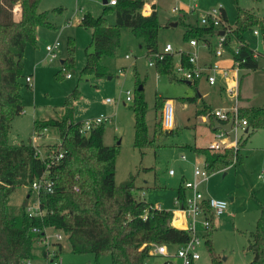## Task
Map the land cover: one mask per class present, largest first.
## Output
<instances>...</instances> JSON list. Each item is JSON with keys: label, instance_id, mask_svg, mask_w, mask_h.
<instances>
[{"label": "rangeland", "instance_id": "rangeland-1", "mask_svg": "<svg viewBox=\"0 0 264 264\" xmlns=\"http://www.w3.org/2000/svg\"><path fill=\"white\" fill-rule=\"evenodd\" d=\"M193 3L197 4L199 10L223 5L227 23L233 26L237 22L239 6L256 12L259 17L264 15V0H146L143 10H158L161 23L159 51H163L167 43L174 47L173 72L180 62V49L190 48L184 38L185 25L197 23L200 14L195 11L180 18V14L173 11V7ZM39 10L47 12L48 20L54 27L40 26L36 44L31 41L26 44L21 88L25 108L23 113L13 120L9 134L10 143H27L31 139L41 157L53 155L61 142L58 129L47 128L39 136L34 132V121L61 114L66 96L78 87L81 97L75 105V118H106L104 142L119 147L115 161L116 183L121 185L133 175V192L136 196L142 195L151 204L174 211L180 208L179 187L183 188L186 181H199L198 188L205 195L224 198L229 203L225 214L214 217L215 226L211 234L212 249L219 264H254V253L249 245L254 239L253 231L256 230L259 218L264 215V128L253 132L246 143H243L244 134L241 135L238 142L231 146L241 147L236 163L227 169L207 170L203 155L193 149V146H209L215 132L207 120L213 113L212 109L207 108L204 114L207 116L206 120L200 113V108L204 100L213 108L232 106L234 98L225 88L220 89L217 83L210 85L204 79L194 85L169 74L159 73L156 63L149 64V56L153 52L147 51L143 38L135 35L128 26L121 29V41L116 55L102 59L112 77H81L80 70L86 62V49H93L92 28L82 25L81 17L86 12L94 16L101 15L104 12L103 0H41ZM14 13L16 17L19 16V4L16 5ZM106 17L109 23H115L114 11L108 12ZM179 19L182 22L176 26L171 25V22ZM255 27L260 29V34H254ZM210 39L211 47L214 48L217 38L214 36ZM245 39L254 50L264 52V32L260 26L247 30ZM56 42H59L56 48L57 56L50 59L47 45ZM71 51L75 60L72 72L62 63ZM226 55L215 59L225 58ZM153 60L155 61V58ZM258 60L259 68L244 69L247 73L243 78L242 92L250 98V104L264 106V55H260ZM69 72L71 77H67ZM27 75L32 76L29 82L25 80ZM140 84L143 85L142 94L147 103L148 137L156 143L142 152L134 144L133 107L139 97ZM127 90H130V100H127ZM188 96H195L196 99L188 101L185 99ZM240 96L241 91L239 109L242 100ZM161 100L164 105L167 101L172 104L171 128L174 131L171 133L167 131L170 127H167L164 121L165 107H159ZM158 120L161 124L160 132L156 134ZM182 154H185V157H182ZM196 167L205 169L208 176H196ZM170 169H174L175 173L171 174ZM28 194H31L29 202L33 204L37 193L31 185L18 187L9 198L11 209L17 211ZM186 194H192V190L186 189ZM202 218L204 216L198 215V219ZM197 228L200 243L196 249L200 252V258L195 264H211L212 252L207 245L205 228L200 223ZM56 232L57 230L48 229L46 240L36 241L35 252L38 255L30 259V264L46 263L40 253L49 246V241L55 238ZM59 256L62 264H113L108 252L99 258L91 252H74L66 236L62 239ZM162 261L163 258L159 256H150L147 264H160Z\"/></svg>", "mask_w": 264, "mask_h": 264}, {"label": "trees", "instance_id": "trees-1", "mask_svg": "<svg viewBox=\"0 0 264 264\" xmlns=\"http://www.w3.org/2000/svg\"><path fill=\"white\" fill-rule=\"evenodd\" d=\"M41 0H0V264H30L36 256L35 243L46 240L48 229L63 232L69 239L71 248L77 253H94L97 258L108 252L113 264H147L152 256L153 243H165L176 247L191 239L192 231L171 223L172 211L136 196L134 176L121 185L116 183V157L118 145L104 142L105 122L93 128L89 134L81 132L82 120L75 119V105L81 97V90L75 87L65 98L62 113L44 120L35 119L34 132L42 135L47 128L56 127L61 142L55 152H62L59 161L41 157L30 139L27 143L12 144L9 134L13 120L23 113L25 105L21 88L24 76V52L27 42L36 44L37 30L40 26L54 27L48 14L39 10ZM146 0H117L116 4L104 3V12L94 16L86 12L81 24L92 28V50L86 49V62L81 71L83 75L100 78L112 74L102 63L106 56H115L121 41V29L128 26L138 37L143 38L148 52L159 50L158 38L161 23L158 10L146 14L143 11ZM20 6L16 17L14 9ZM114 11L115 23L108 22L106 14ZM222 14L227 16L223 7ZM181 19L177 21L179 24ZM231 27L232 36L227 38L226 47L232 53L233 42L240 41L241 47L234 54L244 59L242 65L248 69L260 67L258 57L253 56V48L245 39L247 30L260 26L264 32V15L238 7L236 24ZM184 38H196L199 42L210 41L217 28L212 25L187 23ZM236 38H234V37ZM73 50V47H71ZM157 59L159 73L179 78L174 68L173 51H162ZM180 61L187 66L188 53L180 55ZM69 71H73L75 60L73 52L62 61ZM174 73V74H172ZM26 80V77H25ZM193 82L192 84H195ZM28 85V84H27ZM139 85V97L133 107L135 113V146L141 150L156 145L148 137L146 122L147 103ZM194 101L195 96L185 98ZM162 101V100H161ZM163 101L159 104L161 108ZM204 115L206 108L200 110ZM240 118L247 120L248 131L244 142L258 129L264 128V106H241ZM160 122L156 134L160 132ZM212 125V123H211ZM173 132V128L167 130ZM241 148V147H240ZM225 147L221 150L209 146H193L204 156V165L209 171L227 169L239 158V149ZM48 171L54 179L52 192H41V216H30L27 206L31 194L25 197L17 211L11 209L10 195L20 186L31 185L33 180ZM186 197L185 187H179V198ZM37 197L35 196L34 199ZM33 199V200H34ZM215 226L214 217L205 232L207 245L212 252L211 264H219L212 249L211 234ZM253 241L249 247L254 253V264H264V215L259 218ZM54 253L59 254L62 241H53ZM50 256L48 246L43 249Z\"/></svg>", "mask_w": 264, "mask_h": 264}, {"label": "built area", "instance_id": "built-area-1", "mask_svg": "<svg viewBox=\"0 0 264 264\" xmlns=\"http://www.w3.org/2000/svg\"><path fill=\"white\" fill-rule=\"evenodd\" d=\"M109 4H116L117 0H108ZM190 9L197 10L199 14V23L202 25H214L217 28V33L213 34L211 38L216 36L217 45L212 49L216 57H222L224 54H229L231 56V64L228 66L221 65L218 60L211 63H202L200 60L199 54V45L202 43L204 46H210L208 40L199 42L196 38H191L188 40L189 46L192 47L191 50L185 51V49H180L179 53L183 52L188 53V61L191 63L190 66H187L184 62L180 61L176 67V75L186 81L197 82L200 79H206L207 82L211 85H215L219 80V75L224 80L225 89L229 94L234 98V103L230 107H215L212 110V115L214 118H217L222 123L230 122L232 116H234V123L232 126V131L235 133V140H231L229 132L225 131L222 128L214 129V140L210 142L209 147L211 149L221 150L225 147H231L234 143H237L240 136L245 134V129L247 128V120L240 118L239 116V92H240V79L241 74L244 69H246L242 62L244 59L240 60L234 57L235 53L239 52L241 47L240 41H235L236 44H232L233 52L231 53L226 47L227 38L232 36L231 27L228 25L224 16L222 14L223 5L219 4L218 6L211 7L207 10H199L197 4L193 3L189 6ZM16 11V8L14 9ZM173 11L181 14L182 8L180 6L173 7ZM224 33H221V31ZM254 34H260V29L255 27L253 29ZM234 37V36H233ZM236 38V37H234ZM59 45V42H56L53 45H47V51L49 53L50 59H53L57 56L56 48ZM163 51H174V47L171 43H167ZM260 55H264V52L261 53L258 50L253 49V56L255 58ZM162 51H155L149 56V64L154 65L157 59L162 58ZM126 57H129L126 55ZM155 58V61L153 60ZM72 74L67 73V77H71ZM32 80L31 75L26 76V81L29 82ZM127 100L131 99L130 90H127ZM108 101L110 99H107ZM164 121L167 127H172V104L170 101H167L164 105ZM106 118L103 117H93L82 120L81 123V132L89 134L90 131L105 122ZM39 154V150L37 151ZM63 153L55 152L53 155H47L52 161H59ZM46 157V156H45ZM182 157H185V154H182ZM170 173L174 174L175 170L170 169ZM194 174L205 178L208 176V172L205 169H200L196 167L194 169ZM199 181H186L184 187L192 190V194L186 195L184 200H181L178 197L180 208L179 210L184 214L187 222L185 223L186 229L192 231L191 239L179 246H176L174 249L170 248L169 245L165 243H153L150 249V253L154 257H161L163 261L160 264H195V261L200 258V252L196 249L197 244L200 243V234H197L198 231L197 225L200 223L204 228L205 232L208 227L211 225L212 217H219L225 214L228 210V200L224 198L217 197H207L202 191L198 188ZM31 187L36 191V199L33 200V204L27 206V211L30 216H41L44 214V210L40 206L39 195L41 192H52L54 189V179L49 175L48 171L44 172L41 176L35 178L31 183ZM198 215L204 216L202 219H198ZM55 238L52 241H49V252L52 257L47 264H62V260L59 254L54 253L55 246L53 241H62L65 237L63 232L57 231L54 234ZM47 238V234H46ZM30 263V260L28 261Z\"/></svg>", "mask_w": 264, "mask_h": 264}, {"label": "crops", "instance_id": "crops-1", "mask_svg": "<svg viewBox=\"0 0 264 264\" xmlns=\"http://www.w3.org/2000/svg\"><path fill=\"white\" fill-rule=\"evenodd\" d=\"M189 6L190 5H187V6H185L184 4H182V6H180L181 8H182V11H181V14H180V18H183L184 16H186V14L187 13H193V12H195V11H197V10H192V9H190L189 8ZM152 10H155V9H150V8H148V9H144L143 11H144V13H146V14H148V13H150ZM198 20V19H197ZM212 40L210 39V41H209V43L208 44H210V46H204V45H199V48H198V50H199V54H200V60H201V62L202 63H211V62H213V61H216L217 59H215L216 58V56H215V54L213 53V51H212V49H213V47H211V45H212ZM187 44H188V41H187ZM202 44V43H201ZM189 45V44H188ZM185 49V51H189V50H191L192 49V47L190 46V48H188V49H186V48H184ZM181 55V54H180ZM64 60V59H63ZM62 60V61H63ZM218 62L221 64V65H223V66H228V65H230L231 64V56L229 55V54H227L226 55V57L225 58H221V59H219L218 60ZM247 72L245 71V70H243V72H242V74H241V79H240V88H241V98H242V100H241V106H250V105H252V104H250V102H249V97L246 95V94H243V92H242V89H243V78H244V76H245V74H246ZM219 77H220V79L218 80V82H217V84H219V88L220 89H224L225 88V84H224V80H223V78L221 77V75H219ZM204 79V78H203ZM201 80L202 79H200L199 81H197L194 85H198L200 82H201ZM206 82H207V80L206 79H204ZM186 82H188L189 83V81H186ZM193 82H191L190 81V83L189 84H192ZM208 83V82H207ZM211 85V84H210ZM216 85V84H215ZM201 97H202V95H200ZM203 108H210V109H214L213 107H211L208 103H207V101L206 100H204V104H203V106L200 108V110L201 109H203ZM203 117L204 118H206V120H207V116L206 115H203ZM76 119V118H75ZM77 120V119H76ZM213 120H214V116L212 115L211 116V118L209 119V120H207L208 122H209V125H210V127L212 128V130H213V132H214V123H213ZM211 123H212V125H211ZM214 140V135H213V138L210 140V142L211 141H213ZM205 147V146H204ZM203 161H204V156H203ZM182 172H184L183 170H182ZM186 189L187 188H185V194H186ZM186 195H190V194H186ZM205 195V194H204ZM205 196H207V195H205ZM140 197H143L142 195L140 196ZM208 197V196H207ZM172 213H173V216H172V219H171V223L173 224V225H175V226H178V227H182V228H184L185 227V223L187 222V219L185 218V216H184V214L179 210V209H177V210H174V211H172ZM38 254H36V256H37ZM40 255H42L44 258H45V260H46V263L45 264H47L48 262H49V260H51V256H45L42 252L40 253Z\"/></svg>", "mask_w": 264, "mask_h": 264}, {"label": "water", "instance_id": "water-1", "mask_svg": "<svg viewBox=\"0 0 264 264\" xmlns=\"http://www.w3.org/2000/svg\"><path fill=\"white\" fill-rule=\"evenodd\" d=\"M103 2L107 3L108 0H103ZM177 24H178L177 21L171 22V25H173V26H176ZM221 33H224V31L222 30ZM108 77L111 78L112 76L109 75ZM189 83H190V81H189ZM142 88H143V85L140 86V89H142ZM213 123H214V127H213L214 129H218V128L224 129L225 131L229 132L231 140H233V141L235 140V133H234V131H232V126L234 123V116H232L230 122H228V123H222L217 118H214ZM247 131H248V128L245 129V132H247Z\"/></svg>", "mask_w": 264, "mask_h": 264}]
</instances>
